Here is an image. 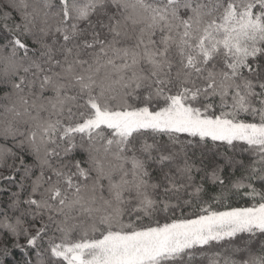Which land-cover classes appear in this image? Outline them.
Returning a JSON list of instances; mask_svg holds the SVG:
<instances>
[{"label":"snow or ice","instance_id":"snow-or-ice-1","mask_svg":"<svg viewBox=\"0 0 264 264\" xmlns=\"http://www.w3.org/2000/svg\"><path fill=\"white\" fill-rule=\"evenodd\" d=\"M0 264H264V0H0Z\"/></svg>","mask_w":264,"mask_h":264}]
</instances>
